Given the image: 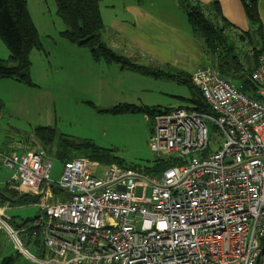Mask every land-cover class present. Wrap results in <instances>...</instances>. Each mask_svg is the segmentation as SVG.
<instances>
[{
    "label": "built area",
    "instance_id": "built-area-1",
    "mask_svg": "<svg viewBox=\"0 0 264 264\" xmlns=\"http://www.w3.org/2000/svg\"><path fill=\"white\" fill-rule=\"evenodd\" d=\"M245 79L254 96L215 66L198 69L191 82L211 114L177 108L152 118L151 152L181 161L159 177L112 165L98 178L91 161L73 158L54 183L44 151L0 153L13 173L7 188L38 197L41 215L13 229L0 209L1 228L38 264H264V52ZM207 121L222 140L204 156ZM18 235L28 246L40 238L41 258Z\"/></svg>",
    "mask_w": 264,
    "mask_h": 264
},
{
    "label": "rangeland",
    "instance_id": "rangeland-1",
    "mask_svg": "<svg viewBox=\"0 0 264 264\" xmlns=\"http://www.w3.org/2000/svg\"><path fill=\"white\" fill-rule=\"evenodd\" d=\"M109 2L106 0L100 3L105 21V6ZM26 6L41 48L30 53L31 85L13 79L0 80V153L10 154L20 147L29 148L26 142L33 140V131L39 127H49L53 128L57 137L92 141L99 148L112 151L130 167L142 168L151 164L158 156L149 148L153 119L142 112L113 114L110 111L123 106L150 109L152 107L149 104L165 111L179 105L176 97H192L194 93L169 78L154 77L136 69L122 68L119 64L94 61L90 48L71 44L61 37L66 27L56 15L54 0H26ZM247 50L248 47L241 52ZM240 56L238 53V58ZM138 58L144 63V57L138 55ZM132 59L139 60L136 56H132ZM0 60L10 62L8 49L1 40ZM128 60L135 64L133 60ZM12 65L10 62L9 66ZM149 78L160 81L150 85ZM231 83L240 86L237 81ZM136 86L147 89L151 87V90L140 91ZM206 125L209 151H217L222 136L213 123L207 121ZM49 157L52 160L50 181L56 183L65 161H60L54 154H49ZM187 159L201 160L202 156L193 154ZM107 167L95 161L90 164L98 178L103 177ZM12 174L0 161L1 190L5 189ZM55 193L56 196L64 195L58 190ZM140 194V188L136 189V195ZM27 197L29 202L26 205L18 201L5 207L3 215L13 229L41 216L36 204L38 197ZM18 236L29 253L41 258L35 251V246L41 245L40 238L34 240L35 246H28L24 236ZM7 258H12L9 264H38L26 257L0 226V264Z\"/></svg>",
    "mask_w": 264,
    "mask_h": 264
},
{
    "label": "trees",
    "instance_id": "trees-1",
    "mask_svg": "<svg viewBox=\"0 0 264 264\" xmlns=\"http://www.w3.org/2000/svg\"><path fill=\"white\" fill-rule=\"evenodd\" d=\"M54 1L56 15L66 27L61 33V37L67 42L90 48L91 55L96 62L119 64L123 66L122 68L136 69L154 77H164L176 81L194 93L192 97L179 98L182 106L186 105V107L180 106L181 108L192 112L211 114L200 90L191 82L189 76L153 71L137 66L128 59L117 56L102 43L101 34L104 29L100 13L102 0ZM177 1L185 12L192 34L200 38L205 54L214 62L220 76L230 83L232 81L239 82L241 91L254 96L257 87L245 77L255 70L258 56L264 52V32L258 12V0H240L248 22L246 31L235 30L227 23L222 17L218 0H211L206 6L196 0ZM0 40L7 47L9 61L13 64L9 66L10 62L0 60V80L13 79L31 85L29 77L30 53L34 49H40L41 44L29 16L26 0H0ZM246 47L249 50L241 52ZM238 53L242 57L238 58ZM187 105H191V107H187ZM110 112L113 114L142 112L147 117L153 118L157 113L163 111L157 108L140 109L134 106H123L112 109ZM33 137L32 141L26 142L30 145L28 149L42 150L48 156L54 154L62 162L71 158L87 159L105 166L116 165L148 177H159L167 169L181 164L179 159L157 156L151 164L142 168L130 167L112 151L99 148L92 141H77L65 136L57 137L53 128L49 127L36 128L33 131ZM209 152L206 150L203 155L205 156ZM18 201L19 203L23 202L20 204L26 205L29 199L27 195L14 193L7 186L0 192V207L5 204L11 205L13 202L18 203ZM11 261L12 258H7L1 264H9Z\"/></svg>",
    "mask_w": 264,
    "mask_h": 264
},
{
    "label": "crops",
    "instance_id": "crops-1",
    "mask_svg": "<svg viewBox=\"0 0 264 264\" xmlns=\"http://www.w3.org/2000/svg\"><path fill=\"white\" fill-rule=\"evenodd\" d=\"M196 1L205 5L211 0ZM218 3L222 17L233 29L238 31L248 29L240 0H218ZM108 4L105 6L106 21L103 11L100 10L104 25L101 40L117 56L134 61L132 56L139 59V55L144 57L142 59L144 63L142 64L139 59L134 61L135 64H141L140 66L148 67L153 71L184 74L190 78L196 70L214 66L205 54L200 38L192 34L186 22L185 12L180 8L177 0H110ZM258 12L264 32V0H258ZM149 79H151L150 82L148 81L150 85H156V81H160ZM137 89L146 91L151 90V87L150 89L137 87ZM179 98L186 97H176L179 105L173 109L181 108L182 103ZM149 106L159 108L150 104ZM9 206L10 204H5L0 207L3 214L5 207Z\"/></svg>",
    "mask_w": 264,
    "mask_h": 264
}]
</instances>
